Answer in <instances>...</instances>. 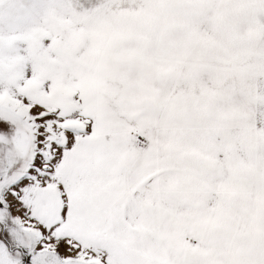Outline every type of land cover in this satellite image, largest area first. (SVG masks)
Instances as JSON below:
<instances>
[{"label": "snow or ice", "instance_id": "1", "mask_svg": "<svg viewBox=\"0 0 264 264\" xmlns=\"http://www.w3.org/2000/svg\"><path fill=\"white\" fill-rule=\"evenodd\" d=\"M0 264H264V0H0Z\"/></svg>", "mask_w": 264, "mask_h": 264}]
</instances>
